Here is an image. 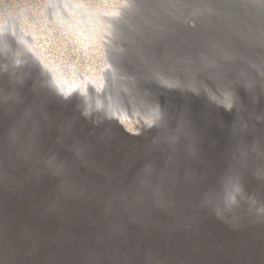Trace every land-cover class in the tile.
<instances>
[{
	"label": "water",
	"instance_id": "obj_1",
	"mask_svg": "<svg viewBox=\"0 0 264 264\" xmlns=\"http://www.w3.org/2000/svg\"><path fill=\"white\" fill-rule=\"evenodd\" d=\"M0 264H264V0H0Z\"/></svg>",
	"mask_w": 264,
	"mask_h": 264
},
{
	"label": "snow or ice",
	"instance_id": "obj_2",
	"mask_svg": "<svg viewBox=\"0 0 264 264\" xmlns=\"http://www.w3.org/2000/svg\"><path fill=\"white\" fill-rule=\"evenodd\" d=\"M213 99H215V97H213ZM229 100H230V97H225V99L222 102L228 103ZM230 106L231 105L229 103V107ZM154 122L157 123V124H161L162 123L161 118H160V114L158 112L153 113L152 121L147 122L148 126L151 127L152 123H154ZM187 135H190V133L188 132V128H187L186 122L184 121L183 117H181L180 124L175 129V132L166 134L163 139H165L167 141V144L172 148L173 153H175L176 146H177V141L180 140V138L182 136H187ZM156 146L157 145H152V147H156ZM48 164H49L50 168H56L57 167L55 158L49 160ZM151 171H152V166L149 165L145 169V172L146 173H151ZM229 183H231V181H229ZM236 190L238 191L239 189L237 188ZM210 196H211V193L209 194V197ZM206 202H208V201H206Z\"/></svg>",
	"mask_w": 264,
	"mask_h": 264
}]
</instances>
